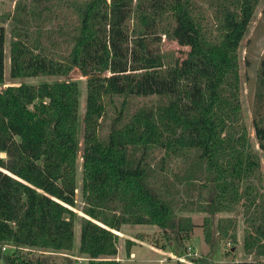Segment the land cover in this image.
Returning a JSON list of instances; mask_svg holds the SVG:
<instances>
[{
	"label": "trees",
	"instance_id": "trees-1",
	"mask_svg": "<svg viewBox=\"0 0 264 264\" xmlns=\"http://www.w3.org/2000/svg\"><path fill=\"white\" fill-rule=\"evenodd\" d=\"M259 1L63 0L58 14L49 0L17 5L9 76L63 79L0 88V243L72 250L79 92L68 77L78 69L85 84L78 255L89 264H117V231L128 224L155 225L182 246L194 223L175 209L183 211V195L196 192L205 193L198 211L208 215L240 203L251 220L242 248L264 257V199L253 181L259 160L241 118L238 57ZM163 37L186 49L166 50ZM4 42L0 25V85ZM113 96L124 99L99 135L104 99ZM127 97L154 101L126 111ZM263 107L264 58L253 118L264 151ZM154 149L161 153L152 161ZM202 225L211 246L209 217ZM216 230L237 241L231 217H220ZM132 244L127 238L126 253ZM20 252L0 251V259L42 264Z\"/></svg>",
	"mask_w": 264,
	"mask_h": 264
},
{
	"label": "rangeland",
	"instance_id": "rangeland-1",
	"mask_svg": "<svg viewBox=\"0 0 264 264\" xmlns=\"http://www.w3.org/2000/svg\"><path fill=\"white\" fill-rule=\"evenodd\" d=\"M63 0H49L48 5L55 11L60 13ZM30 0H0V25L4 28V82L0 88L15 87L20 82H38V81H54L62 80V76H38L32 78H11L9 76V47L12 40V16L17 12V5L29 4ZM207 16H210V9L206 6L202 8ZM60 10V11H59ZM51 22H55L58 20ZM51 26V24H47ZM164 48L174 54H182L180 50L186 48L178 45L175 41L168 40L163 37ZM239 57V73H240V101H241V118L244 125L247 127L248 134L251 138L252 150L259 160V174L257 182L260 186L261 195L264 199V151L259 148L255 138L254 131V103L255 90L257 81V68L262 58H264V0H260L254 10L252 18L247 26V29L241 39L238 47ZM75 80L78 84V157H77V172H76V190H75V205L74 210V239L73 247L70 251H61L56 254H47L42 249L35 248L32 251L21 250L20 258L28 259L30 256L38 257L42 264H89L88 259L79 256L76 250L79 238V223L83 213L80 208L81 201V158L80 152L83 146V113H84V76L81 75L78 69H74L69 77ZM124 97L113 96L107 97L105 100V113L101 119V129L99 135L106 134L108 125L111 119L120 110ZM154 101V97H127L125 98V110L131 111L136 105L141 103L150 104ZM262 112H264V107ZM161 151L154 149L151 152L152 161L159 157ZM203 198L206 196L202 193ZM187 207L183 211L175 209L177 215H188L191 217L194 227L190 238L185 240L182 246L178 245L173 238H169V234H164L163 230L155 225L143 224H128L122 226L117 231L118 253L114 257L117 264H234L236 261L257 260L258 264H264L263 256L249 254L242 248L243 236L247 229H250L251 220L243 214V207L239 203L231 212L217 213L208 215L206 212L198 211V206L202 201V197L198 198V194L193 192V197L183 195ZM209 217L212 233L213 245H208L204 240L203 235V219ZM222 217H231L235 220V231L237 233V241L233 242L228 238H221L217 234V220ZM169 235V236H168ZM129 238L133 241L130 248V254L126 253L125 241ZM164 246V247H159ZM33 254V255H32ZM65 254V255H64ZM70 256V259H68ZM77 257H82L81 262H78ZM1 264H6L5 260L0 259Z\"/></svg>",
	"mask_w": 264,
	"mask_h": 264
},
{
	"label": "built area",
	"instance_id": "built-area-1",
	"mask_svg": "<svg viewBox=\"0 0 264 264\" xmlns=\"http://www.w3.org/2000/svg\"><path fill=\"white\" fill-rule=\"evenodd\" d=\"M35 248L32 247H27V246H21V245H17L15 243H10V242H4V243H0V251L4 252L6 250L9 251H14V250H27V251H32ZM44 251V250H43ZM47 254H56L59 252H55V251H44ZM65 255V254H64ZM77 261L81 262V259H83L82 257H77ZM1 264V262H0Z\"/></svg>",
	"mask_w": 264,
	"mask_h": 264
},
{
	"label": "crops",
	"instance_id": "crops-1",
	"mask_svg": "<svg viewBox=\"0 0 264 264\" xmlns=\"http://www.w3.org/2000/svg\"><path fill=\"white\" fill-rule=\"evenodd\" d=\"M76 250H77V245H76ZM132 252V251H131ZM249 254H252L253 255V253H249ZM68 256V255H67ZM70 257V256H69ZM261 257V256H260Z\"/></svg>",
	"mask_w": 264,
	"mask_h": 264
}]
</instances>
